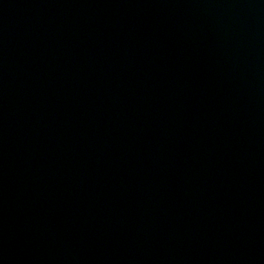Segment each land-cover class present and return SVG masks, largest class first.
<instances>
[{"label": "water", "instance_id": "95a60500", "mask_svg": "<svg viewBox=\"0 0 264 264\" xmlns=\"http://www.w3.org/2000/svg\"><path fill=\"white\" fill-rule=\"evenodd\" d=\"M0 264H264V0H0Z\"/></svg>", "mask_w": 264, "mask_h": 264}]
</instances>
